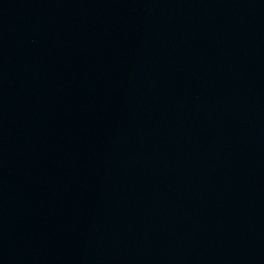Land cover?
Returning a JSON list of instances; mask_svg holds the SVG:
<instances>
[{
  "label": "water",
  "instance_id": "obj_1",
  "mask_svg": "<svg viewBox=\"0 0 264 264\" xmlns=\"http://www.w3.org/2000/svg\"><path fill=\"white\" fill-rule=\"evenodd\" d=\"M0 264H264V0H0Z\"/></svg>",
  "mask_w": 264,
  "mask_h": 264
}]
</instances>
